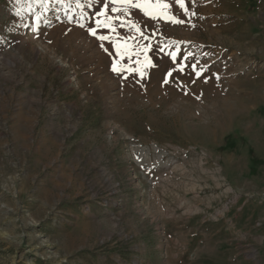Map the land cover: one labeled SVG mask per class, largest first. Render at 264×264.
Instances as JSON below:
<instances>
[{"label": "rangeland", "instance_id": "obj_1", "mask_svg": "<svg viewBox=\"0 0 264 264\" xmlns=\"http://www.w3.org/2000/svg\"><path fill=\"white\" fill-rule=\"evenodd\" d=\"M162 2L0 0V264H264V0Z\"/></svg>", "mask_w": 264, "mask_h": 264}, {"label": "snow or ice", "instance_id": "obj_2", "mask_svg": "<svg viewBox=\"0 0 264 264\" xmlns=\"http://www.w3.org/2000/svg\"><path fill=\"white\" fill-rule=\"evenodd\" d=\"M17 2H19V0H17ZM111 3H114V4H124V5H127L131 8H143L144 9V12L146 15H149V16H152V18H157L158 16H163L165 19H168V20H171L172 22L174 23H184L183 20H180L178 18H176L175 16H168L167 13L163 12V11H157L159 9H168L169 8V4L167 3H163L162 0H155V3H153V0H137V2H133V0H110ZM174 3H177L179 4V6L181 7L182 10H184L185 12H188V8L185 6V0H173ZM104 8H105V13L107 12V9H108V4L105 3L104 4ZM119 9L113 7L111 9L112 12H116L118 11ZM191 15H195V13H191ZM105 26H110L109 24H105ZM134 27H137V31H139V27L137 25H133ZM92 31V35H96V30H91ZM113 31H115V29L113 28ZM101 41H106V40H109L110 37L109 36H106V35H100L98 37ZM163 50V49H161ZM117 51L119 52L120 51V46L118 45L117 46ZM145 51H147V49H145ZM173 55V59L175 58V54H172ZM146 60H148V58L146 57ZM149 66H154V65H151L150 64V61H149ZM121 69L118 67V65L116 63H114L113 65V71H120ZM184 70V66L181 65L179 66L178 69H173V70H170L168 73H167V76L168 77H171L172 76V72L173 71H183ZM202 71L201 72H197V76H200L202 75ZM168 80L166 79L165 80V83H167Z\"/></svg>", "mask_w": 264, "mask_h": 264}]
</instances>
